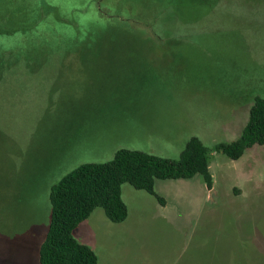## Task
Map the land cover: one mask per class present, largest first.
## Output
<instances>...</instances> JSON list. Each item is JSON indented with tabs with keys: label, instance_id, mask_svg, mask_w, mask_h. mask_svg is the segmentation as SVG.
Masks as SVG:
<instances>
[{
	"label": "rangeland",
	"instance_id": "1",
	"mask_svg": "<svg viewBox=\"0 0 264 264\" xmlns=\"http://www.w3.org/2000/svg\"><path fill=\"white\" fill-rule=\"evenodd\" d=\"M0 32V264H40L52 187L79 165L177 159L193 136L212 188L157 179L162 203L125 183L127 219L96 208L77 239L99 264H264V147L216 150L264 98V0H0Z\"/></svg>",
	"mask_w": 264,
	"mask_h": 264
},
{
	"label": "trees",
	"instance_id": "2",
	"mask_svg": "<svg viewBox=\"0 0 264 264\" xmlns=\"http://www.w3.org/2000/svg\"><path fill=\"white\" fill-rule=\"evenodd\" d=\"M71 41H77V37L72 36ZM12 56L7 47H0V75L11 70ZM255 145L264 147V98L260 96L250 110L242 136L231 143L218 144L216 150L237 160ZM209 154V147L193 136L177 159L121 148L110 161L79 165L52 187L51 222L41 245L40 264H99L97 253L77 239L79 225L96 208H103L113 222H124L129 214L122 197L125 183L146 190L162 203L164 199L155 192L157 179H187L201 174L212 188Z\"/></svg>",
	"mask_w": 264,
	"mask_h": 264
},
{
	"label": "crops",
	"instance_id": "3",
	"mask_svg": "<svg viewBox=\"0 0 264 264\" xmlns=\"http://www.w3.org/2000/svg\"><path fill=\"white\" fill-rule=\"evenodd\" d=\"M82 242V241H81ZM82 243H85V242H82ZM86 244V243H85ZM88 245V244H87Z\"/></svg>",
	"mask_w": 264,
	"mask_h": 264
}]
</instances>
